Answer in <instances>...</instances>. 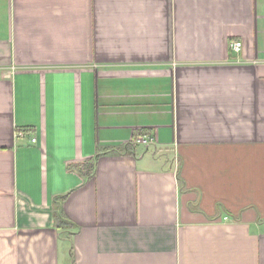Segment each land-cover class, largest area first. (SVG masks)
Wrapping results in <instances>:
<instances>
[{"label":"crops","instance_id":"crops-1","mask_svg":"<svg viewBox=\"0 0 264 264\" xmlns=\"http://www.w3.org/2000/svg\"><path fill=\"white\" fill-rule=\"evenodd\" d=\"M0 264H264V0H0Z\"/></svg>","mask_w":264,"mask_h":264},{"label":"trees","instance_id":"trees-1","mask_svg":"<svg viewBox=\"0 0 264 264\" xmlns=\"http://www.w3.org/2000/svg\"><path fill=\"white\" fill-rule=\"evenodd\" d=\"M132 145H134V144H132ZM135 146V145H134ZM133 146V147H134ZM127 147H129V146H127ZM129 149H131L130 147H129ZM113 151V149L112 150H104L103 152H101V153H99L98 154V156L99 155H101V154H108V153H110V152H112ZM129 151V150H128ZM95 167H96V158H94V159H92V160H90L89 162H87V163H85V164H83V165H78V166H76V168L82 173V174H84V176H86V177H92L93 176V174H94V172H95ZM64 201V197L62 196V197H60L59 199H57L56 200V206H55V210H54V212H55V216L56 217H61V221H60V224H59V226H60V228H62V227H64V226H66V224L65 223H67L66 222V220L62 217V209H61V203ZM67 227V226H66ZM64 235L66 236V237H69L70 235H71V233L70 232H65L64 233Z\"/></svg>","mask_w":264,"mask_h":264},{"label":"built area","instance_id":"built-area-1","mask_svg":"<svg viewBox=\"0 0 264 264\" xmlns=\"http://www.w3.org/2000/svg\"><path fill=\"white\" fill-rule=\"evenodd\" d=\"M232 48L236 51L240 50L241 48V43L240 42H233L232 43ZM23 132H19L18 136H22ZM36 139L32 138V142H35ZM154 141V138L148 134H140L136 135L133 138V143L135 144H142L144 146H149L152 142Z\"/></svg>","mask_w":264,"mask_h":264}]
</instances>
